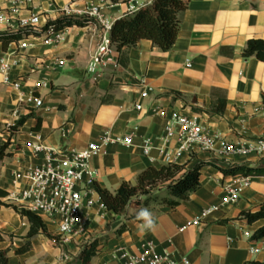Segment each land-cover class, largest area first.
<instances>
[{
    "label": "crops",
    "instance_id": "1",
    "mask_svg": "<svg viewBox=\"0 0 264 264\" xmlns=\"http://www.w3.org/2000/svg\"><path fill=\"white\" fill-rule=\"evenodd\" d=\"M111 1L114 4L105 7L103 15L104 21L113 25L131 13L133 6L144 7L154 0ZM184 1L189 6L171 50L165 52L151 40L143 39L122 53L116 50L114 64L97 79L88 72V64L103 34L101 22L66 28V40L59 45L46 43L43 36L25 39L24 48L14 42L4 49L0 42V57L15 63L12 79L23 80L22 88L17 90L4 84L0 74V130L33 115L15 136L21 148L13 144L14 155L0 164V189L9 195L14 171L23 163L35 162L31 146L35 134L47 145L75 149L99 141L107 131L114 136L132 135V147L111 142L92 159L96 182L114 192L123 181L136 184L146 168L172 162L161 138L167 117L174 113L198 114L212 133L228 143L236 144L264 132V61L243 57L251 39H264V0ZM85 2L43 0L41 6L32 10L26 0H0V10L11 14L14 27L20 16L27 17L32 11L42 15L45 25L61 18L66 6L81 9ZM14 7L20 9V14L12 13ZM59 59L65 61L63 66L58 64ZM148 88L152 91L143 96ZM32 95L43 100L41 107L26 102ZM223 102V112L209 111ZM37 117L42 118L40 130H34ZM145 140L154 144L148 156L143 152ZM174 162L188 168L201 162L211 163L202 170V188L176 209L162 207L161 214H151V228L145 227L144 219L139 217L143 209L137 203L122 214L101 209L104 218L94 214L96 220L89 225L98 230L104 222L111 226L103 231L107 235L100 241L101 251L93 264H124V251L138 252L149 241L156 243L160 252L168 249L178 259L189 258L191 264L264 263V239L253 241L245 235H253L264 220L248 224L241 219L243 211L256 212L264 203V176H252L251 185L236 203L212 211L200 225L180 230L206 208L220 204L228 196L227 187L241 176L225 175L216 166L264 168V158L222 156L214 150L186 153ZM89 196L104 204L95 191ZM1 200L9 203L8 196ZM124 224L127 230L118 235L117 229ZM0 230L5 239L14 234V241L4 248L16 251L27 240L29 223L13 209L0 206ZM32 244L31 251L15 255V260L10 256L11 262L30 264L36 250L35 241ZM252 248L259 251L253 253Z\"/></svg>",
    "mask_w": 264,
    "mask_h": 264
},
{
    "label": "built area",
    "instance_id": "2",
    "mask_svg": "<svg viewBox=\"0 0 264 264\" xmlns=\"http://www.w3.org/2000/svg\"><path fill=\"white\" fill-rule=\"evenodd\" d=\"M26 1L29 7L35 10L39 5L41 6L43 0ZM85 1L81 9L66 6L63 16L90 18L93 19L92 22L102 23L103 34L100 43L88 64V72L97 79L105 68L114 64L113 55L116 48L110 34L113 25L104 21L105 16L103 15V9L114 3L111 0ZM141 8V6H133L131 13ZM12 13L20 14V9L14 7ZM43 21L42 15L32 11L27 17L20 16L17 27H14L11 24V14L0 10V32L23 28L39 31L47 26L48 22L43 25ZM64 30L51 25L43 31L41 36L44 37L46 43L59 45L66 40ZM24 40L18 41L21 48L26 46L23 43ZM57 62L61 66L65 64L62 59ZM14 64L8 58L0 57V74L4 84L20 90L23 80H13L11 76ZM187 65L191 67V61L188 60ZM151 91L152 88H148L142 95L147 96ZM26 102L35 107L43 105V100L35 95L30 96ZM14 125L11 124L8 128ZM161 140L168 147L167 158L172 162L186 153L214 150L222 156L242 155L264 158V132L254 138H244L236 144L228 143L219 134L212 133L202 123L200 116L195 113H174L171 117H167ZM111 142L121 143L130 148L134 145V137L132 135L114 136L111 131H107L99 141L90 142L83 149H75L47 145L40 135L35 134L31 144L35 162L23 163L14 171L8 200L19 208L40 215L66 241L75 236H81L86 231L90 218L94 214H100L101 209L107 208L104 204H98V200L89 196V193L93 191L91 188L97 178L92 159ZM216 145H219L218 150ZM153 146L152 141L145 140L143 142L144 154L148 156ZM251 177L239 176L234 185L227 187L228 196L220 204L206 208L198 216L187 221L180 230L184 231L188 227L200 225L212 211L236 203L242 192L251 185ZM245 235L253 237L250 232H245ZM251 251L256 253L259 249L252 248ZM123 257L126 259L124 264H191L189 258L178 259L174 252L168 249L160 252L158 245L153 241L144 243L138 252L124 251Z\"/></svg>",
    "mask_w": 264,
    "mask_h": 264
},
{
    "label": "trees",
    "instance_id": "3",
    "mask_svg": "<svg viewBox=\"0 0 264 264\" xmlns=\"http://www.w3.org/2000/svg\"><path fill=\"white\" fill-rule=\"evenodd\" d=\"M189 6L184 0H154L152 4L129 13L118 19L111 29V40L118 52H123L127 48L136 46L141 40L148 39L156 47L167 52L175 45L181 30L182 17ZM90 18H79L74 16H62L56 20H50L47 26L39 31L31 28L10 30L0 32V42L4 49H8L10 44L27 39L30 36H41L43 31L53 25L62 30L68 27H85L92 22ZM244 58L255 57L264 61V39H251L247 48L243 52ZM225 110V103H220L213 107L210 112L221 113ZM28 115L20 118L14 126L0 130V164L14 153L11 146L16 144L17 149L21 145L15 140L20 128L27 122ZM38 123L34 130H40L42 118L37 117ZM9 134L6 138L5 135ZM211 165L208 162H201L194 168L187 165L169 162L160 167L150 166L143 170L136 184L123 181L121 186L114 192L102 187L95 182L92 190L95 191L104 205L110 212L122 214L132 203H137L141 209H147L150 214H161L160 208L170 207L176 209L184 201L199 191L202 186V170L205 166ZM223 174L229 176H264V168L252 167L248 165H235L231 168H221L216 166ZM8 196V192L0 189V206L12 207L29 223L27 240L22 247L17 249V255L25 254L32 249V241L41 234L52 237L48 224L43 218L29 210L19 208L12 204H7L1 198ZM241 219L248 224H254L264 220V203L256 212L251 210L243 211ZM127 230L124 224L120 226L116 233L122 234ZM264 239V225L258 228L253 234V241ZM5 241L3 232L0 230V264H12L9 249H4L1 244ZM100 241L87 243L81 253V264H93L94 259L101 251ZM249 264H264L259 261H251Z\"/></svg>",
    "mask_w": 264,
    "mask_h": 264
},
{
    "label": "rangeland",
    "instance_id": "4",
    "mask_svg": "<svg viewBox=\"0 0 264 264\" xmlns=\"http://www.w3.org/2000/svg\"><path fill=\"white\" fill-rule=\"evenodd\" d=\"M8 202L9 203L7 204L14 205L9 200ZM4 207L13 209L14 211H16L12 207H7L5 205ZM97 215H98L96 216L97 218H100V219L104 218V215H100V214H97ZM96 217L95 218L91 217L89 221L90 222L91 220L95 221ZM89 224H88L86 231L81 236H75L68 241H66L64 238L58 235L53 226L48 225L49 231L52 233V237L46 234H41L33 240L35 241V244H36L35 246L36 250L32 254L29 260V263L30 264H81V253L84 247L87 245V243H90L96 240L101 241L102 238L106 237L107 235V234H104L103 231L108 230V228L111 226V223L109 224L108 222L106 223L104 222L102 224V226L104 227L98 230L97 226L93 228ZM90 229H95V230H90ZM13 237H14V234L8 235V237H6L5 239L7 242L2 244L1 247L4 248V246L9 245L10 241H14ZM25 242L26 241H24V243ZM32 248H33V244H32ZM4 249H9V251L11 250V248L9 247H6ZM16 251L9 252L10 253L9 255L13 258V260H15L14 256L17 255ZM11 263L15 264L14 261Z\"/></svg>",
    "mask_w": 264,
    "mask_h": 264
},
{
    "label": "clouds",
    "instance_id": "5",
    "mask_svg": "<svg viewBox=\"0 0 264 264\" xmlns=\"http://www.w3.org/2000/svg\"><path fill=\"white\" fill-rule=\"evenodd\" d=\"M139 217L144 219L145 227H148V228L152 227L153 221L151 219V214L149 213L147 209L141 210L139 213Z\"/></svg>",
    "mask_w": 264,
    "mask_h": 264
}]
</instances>
